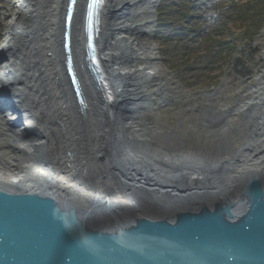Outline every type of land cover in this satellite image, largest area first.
I'll return each instance as SVG.
<instances>
[{"label": "water", "instance_id": "1", "mask_svg": "<svg viewBox=\"0 0 264 264\" xmlns=\"http://www.w3.org/2000/svg\"><path fill=\"white\" fill-rule=\"evenodd\" d=\"M26 1L9 29L1 110L20 120L11 132L30 143L31 169L24 185L0 180V264H264V120L250 147L226 154L129 138L118 113L134 101L121 105L129 76L107 64L126 58L106 31L105 0H64L55 21L47 0ZM111 45L118 52L106 59ZM88 103L100 105L99 123L89 125ZM92 129L142 187L116 185L102 203L85 189L73 199L52 190L48 147L30 139L58 135L69 150Z\"/></svg>", "mask_w": 264, "mask_h": 264}, {"label": "bare ground", "instance_id": "2", "mask_svg": "<svg viewBox=\"0 0 264 264\" xmlns=\"http://www.w3.org/2000/svg\"><path fill=\"white\" fill-rule=\"evenodd\" d=\"M21 1H23V4L27 3L26 0H18L17 9L7 24L6 39L0 44V113L2 114L0 116V129L5 131L8 138H10L8 151L0 150V180L13 185H24L27 181L28 178L25 174L31 169V162L28 158H23L22 154L31 153L29 149H32L30 143L26 142L27 139L21 136V132H18L19 136L14 137L12 135L11 130L14 127H11V124H15L14 126L17 128L20 125V120L15 118L13 114L6 113L5 109L1 110L4 105L2 103V85L7 84L5 80L12 68V63L6 62V58L10 57L8 53L13 50L14 46L9 29L15 24L17 16L22 13L21 8H19ZM141 1L143 0H105L106 7H108L105 16L106 31L109 32L114 41L122 42L119 45V53L126 58H124L126 62L120 65L114 59L107 61V64L116 67L118 73L129 76L127 83L123 86V90L125 87L123 94L129 98L123 99L124 102H121V105L125 108L128 106L126 105L127 102L134 101V107L129 106L123 111L120 109L118 113V121L125 122L122 126L125 135L129 138L131 136L133 138L137 137V139L147 138V143L159 140V142H162L161 144H176L182 151L204 148L212 154L217 152L226 154L231 148H233V151H238L244 147L245 142H248L246 146L250 147L251 142L249 140L256 135V132H253L255 125L264 120V108L261 109L264 103V67L253 82L245 86L246 95L237 99L231 106L215 107L206 102L205 106L200 107L197 111L195 106H186L184 109L181 108L158 116L160 119L163 117L174 118L178 122L176 127L162 128L157 123L149 122L148 115L143 109V102L147 98L146 93L150 91L156 92L161 97L164 96L165 83L161 81L157 72L151 68L149 62L151 58L144 53L143 43L137 37L138 30L143 24L147 23L142 18H138L140 13L136 11V7ZM151 1L153 2V0ZM47 3L50 8H54L51 18L55 21V18L61 12V5L64 0H47ZM19 11L20 13H18ZM55 27L57 29V25L53 28ZM109 47L110 49L106 48V59L111 57L109 52H118V50H115L114 45ZM92 102L95 103V99ZM93 104H86V117L90 121L89 125L99 123L102 115L100 105ZM56 114H60L59 109ZM222 114H225V116ZM54 116L58 118L57 115L54 114ZM61 116L60 114L59 117L61 118ZM181 120L188 124L195 120L197 125L195 128L190 125L186 127L188 131H198L199 134L192 137L194 143L186 142V139H178V137L183 136L184 131V127L181 128ZM66 121L65 124L68 127V120ZM208 121L212 123L211 128L207 126ZM261 126H264V123ZM91 131V137L79 139L81 146L77 148L75 144L69 150H67V141H62L65 138L60 139L58 135L54 138L51 136L40 140L30 139L33 140L31 145L37 144V148L45 149L48 146L51 148V153H45L43 157L46 162H49V165H45V168L52 169L55 174L49 183L52 190L63 197L70 196L73 199L72 191L75 192L78 188L81 191L85 189L87 197L92 196L94 200L102 203L114 201L112 189L116 185L130 186L135 184L142 187L144 179L140 180L138 175H129L122 167H118L119 163L115 162L113 154L107 151L106 140L108 137L101 136V134L99 136L97 134L99 130L93 131L92 129ZM46 133H48L47 130ZM21 138L24 140L23 142ZM173 138L179 142H170ZM243 138L245 141H242ZM70 141L74 142L71 138ZM201 141L210 144H199ZM262 145L264 146V143ZM113 160L115 165H113ZM101 186L105 191L101 192ZM26 188L32 189L31 187ZM79 200L83 201L81 197Z\"/></svg>", "mask_w": 264, "mask_h": 264}, {"label": "rangeland", "instance_id": "3", "mask_svg": "<svg viewBox=\"0 0 264 264\" xmlns=\"http://www.w3.org/2000/svg\"><path fill=\"white\" fill-rule=\"evenodd\" d=\"M225 1L153 0L152 2L143 0L137 5L136 11L140 13L138 18L147 22L138 30L137 37L143 43L144 53L151 58L149 61L151 68L165 83L164 96L161 97L156 92L147 91L146 93L147 98L143 102V109L148 115L149 122L157 123L162 128L176 127L178 122L174 118L163 117L160 119L158 116L181 108L184 109L186 106H195L197 111L200 107H204L206 102L215 107L231 106L237 99L246 95L245 86L252 83L255 77L260 74V70L264 67V26L250 39L242 40L240 47L243 50L241 49V53L236 55L242 57L245 68H249V73L253 74L252 78H249L250 74L240 76L231 69L233 64L231 63L223 73L218 85L212 87L194 86L201 79L198 75L201 71L199 69H210L216 58V52L220 48L217 42L207 41L204 37L211 30L217 28L221 22L226 21L228 15L231 16L243 8H239L234 2L231 6L222 7ZM17 3L18 0H0V44L6 39L7 24L17 9ZM159 4H162L164 13L161 17L163 19L161 33L168 37L163 48L165 56H161L153 42V33L157 30L158 22L155 10ZM188 10L190 13L187 12ZM193 31H200V33L195 35ZM184 50L188 56L197 50L202 53L194 57L189 64L179 63L177 62L179 54ZM180 122L184 131L183 136L178 139H186V142L194 143L192 137H196L199 133L196 130L188 131L186 127L190 125L195 128L197 126L195 120L191 124L183 120ZM9 140L6 132L0 129V150L8 151ZM170 142L178 143L179 141L173 138ZM202 143L210 144L206 141H201L199 144ZM49 147L44 150V153H51ZM25 157L29 160V157L24 156L23 158Z\"/></svg>", "mask_w": 264, "mask_h": 264}, {"label": "trees", "instance_id": "4", "mask_svg": "<svg viewBox=\"0 0 264 264\" xmlns=\"http://www.w3.org/2000/svg\"><path fill=\"white\" fill-rule=\"evenodd\" d=\"M233 2L239 8H243L237 10L231 16L228 15L226 21L221 22L217 28L211 30L204 37L207 41L217 42L220 48L216 52V58L213 61L212 67L210 69H199L201 71H199L200 74L198 75L201 79L195 83L194 86L196 87L217 85L231 63H233L231 69L236 71L240 76L250 74L249 68H245L242 57L236 55L241 53L242 48L240 45L242 40L250 39L253 34L258 33L264 26V0H226L222 7L226 5L231 6ZM187 12L190 13V10ZM155 13L158 22L156 25L157 30L153 33V42L159 49L161 56H165L166 53L163 48L168 37L161 33V29L163 28V19L161 17L164 14L162 4L157 6ZM193 33L198 35L200 31H193ZM201 53L202 51L197 50L188 56L184 50L179 54L180 57L177 62L189 64L194 57H197Z\"/></svg>", "mask_w": 264, "mask_h": 264}, {"label": "flooded vegetation", "instance_id": "5", "mask_svg": "<svg viewBox=\"0 0 264 264\" xmlns=\"http://www.w3.org/2000/svg\"><path fill=\"white\" fill-rule=\"evenodd\" d=\"M262 108V107H261ZM217 122H218V120H217ZM219 123H221L220 121H219ZM217 124V123H216Z\"/></svg>", "mask_w": 264, "mask_h": 264}]
</instances>
